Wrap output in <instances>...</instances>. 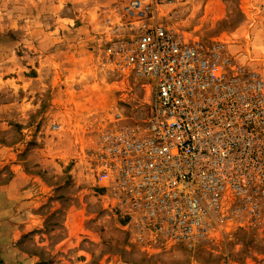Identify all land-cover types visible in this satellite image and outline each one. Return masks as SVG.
I'll list each match as a JSON object with an SVG mask.
<instances>
[{
    "label": "rangeland",
    "instance_id": "1",
    "mask_svg": "<svg viewBox=\"0 0 264 264\" xmlns=\"http://www.w3.org/2000/svg\"><path fill=\"white\" fill-rule=\"evenodd\" d=\"M131 1L0 0V241L29 219L33 264H264V135L187 243L96 179L106 142L149 117L150 84L114 63L140 31L173 30L264 98V0H140L137 16Z\"/></svg>",
    "mask_w": 264,
    "mask_h": 264
},
{
    "label": "built area",
    "instance_id": "2",
    "mask_svg": "<svg viewBox=\"0 0 264 264\" xmlns=\"http://www.w3.org/2000/svg\"><path fill=\"white\" fill-rule=\"evenodd\" d=\"M140 3L132 0L127 12L137 16ZM114 63L150 84L149 117L141 131L119 128L106 142L96 179L143 210L152 228L165 227L172 242L187 243L219 194L238 188L250 165L260 164V88L238 85L222 64L162 25L145 26Z\"/></svg>",
    "mask_w": 264,
    "mask_h": 264
},
{
    "label": "crops",
    "instance_id": "3",
    "mask_svg": "<svg viewBox=\"0 0 264 264\" xmlns=\"http://www.w3.org/2000/svg\"><path fill=\"white\" fill-rule=\"evenodd\" d=\"M68 97L69 96H65V98L62 100V106H57V108L59 109L60 112H64L66 110H69V108L71 107V106H68ZM20 178H22V180L25 179V180H23L24 182L21 181ZM27 179L28 178L25 174H24V176H23V174H19L12 179V181L9 183L8 188L14 184H17L18 182H20L22 184L26 183ZM14 214H16V213H14ZM17 218L18 217H13V219H15V220H17ZM8 219L9 218H7L3 221V223H5V225H6V227H8V229H10V232L1 237L0 242L2 244V247L0 248V264H33L32 257L29 254L21 251L17 247V240L19 239V237L29 233V231L32 229V221H29V219L23 220L22 221L23 224L20 225V224H16V223H12V222H5ZM1 228H2V230L5 229V227H1ZM85 255H88V254H85Z\"/></svg>",
    "mask_w": 264,
    "mask_h": 264
}]
</instances>
